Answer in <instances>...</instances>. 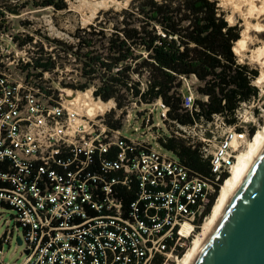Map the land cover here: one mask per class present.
Masks as SVG:
<instances>
[{
	"label": "built area",
	"instance_id": "obj_1",
	"mask_svg": "<svg viewBox=\"0 0 264 264\" xmlns=\"http://www.w3.org/2000/svg\"><path fill=\"white\" fill-rule=\"evenodd\" d=\"M27 35L0 37V264H10L3 251L15 232L25 249L13 264H179L262 127L264 83L253 82L258 96L241 104L235 123L214 115L174 131L162 99L141 101L138 75L142 93L122 91L119 107L96 94L101 79L88 82L76 49ZM48 59L53 68L36 66ZM179 80L182 107L193 111L200 82ZM173 136L201 147L211 177L163 146Z\"/></svg>",
	"mask_w": 264,
	"mask_h": 264
},
{
	"label": "trees",
	"instance_id": "obj_2",
	"mask_svg": "<svg viewBox=\"0 0 264 264\" xmlns=\"http://www.w3.org/2000/svg\"><path fill=\"white\" fill-rule=\"evenodd\" d=\"M29 5L55 11L67 9L65 0H27L23 4L0 0V37L8 30L7 14L19 13ZM102 15H113L106 23L112 28L100 24L78 29L73 36L76 47L59 40L55 43L68 51L76 49L88 82L101 79L96 94L103 100L116 99L120 107L122 91L132 89L136 97L140 96L141 84L132 80L138 75L146 79L141 101L152 103L162 99L170 108L169 127L177 131L178 125L189 126L200 120L209 122L214 115H222L229 123H235L241 104L258 96L253 82L259 77V71L239 62L234 45L241 38V28L228 23L219 8V0H132L120 12L111 9L101 13L98 22ZM24 25L30 27V24ZM27 41L33 38L28 37ZM36 66L48 70L54 63L48 59L47 63L37 62ZM181 76H195L200 82L197 88L200 98L193 111H185L178 96ZM162 144L194 174L211 177L210 158L205 157L200 146L193 148L175 136L167 137ZM225 178L227 182L229 174ZM129 197L132 202L135 193ZM218 197L213 198L205 216L211 214Z\"/></svg>",
	"mask_w": 264,
	"mask_h": 264
},
{
	"label": "rangeland",
	"instance_id": "obj_3",
	"mask_svg": "<svg viewBox=\"0 0 264 264\" xmlns=\"http://www.w3.org/2000/svg\"><path fill=\"white\" fill-rule=\"evenodd\" d=\"M16 4H23L27 0H13ZM67 3V9L63 11H55L52 8H34L31 5L14 13H8L6 16L8 30L12 32V34H17L22 31H26L28 33L27 36H33V39H37L38 44L46 45V47H50L49 42H55V40L62 41L70 46L76 47V39L73 37L78 29H88L90 26H101L102 27H110L112 25H106L108 19H113V15L103 16L101 17V21L98 22V16L102 13H105L111 9L115 12H120L121 10L128 8L130 2L132 0H113L109 2L107 5H100L104 0H65ZM106 1V0H105ZM28 4V3H26ZM25 4V5H26ZM219 8L225 14L226 20L231 26L238 25L241 28V33L245 28V21L234 11L232 4H226L224 1L219 0ZM24 24H27L30 27H25ZM252 40L249 42L247 50L241 55L236 54L238 56L239 62L241 64H247L251 68L258 70L259 74L261 73V66L251 60L252 51L256 48L264 45V33L252 31L251 33ZM254 39V40H253ZM70 52V51H69ZM68 52V53H69ZM73 62L67 63V67L69 69H73ZM140 79V83H145L146 79ZM264 100V97L263 99ZM262 127H264V119L262 121ZM261 127V128H262ZM260 128V129H261ZM257 133H255L256 135ZM254 135V136H255ZM254 139V137H253ZM252 140L249 141L247 146L252 144ZM246 148L241 152L238 156L236 164H238L239 158L246 153ZM232 178V174L230 179ZM229 179V180H230ZM228 180V181H229ZM9 214L10 212L4 211ZM7 219V215L0 220V240L6 231V227L4 226V220ZM17 232L14 233L13 241L9 246L6 244L4 246V255L5 262L13 264L15 262L20 263L24 257L21 256L24 251V247H16L17 240Z\"/></svg>",
	"mask_w": 264,
	"mask_h": 264
},
{
	"label": "water",
	"instance_id": "obj_4",
	"mask_svg": "<svg viewBox=\"0 0 264 264\" xmlns=\"http://www.w3.org/2000/svg\"><path fill=\"white\" fill-rule=\"evenodd\" d=\"M195 264H264V150Z\"/></svg>",
	"mask_w": 264,
	"mask_h": 264
},
{
	"label": "bare ground",
	"instance_id": "obj_5",
	"mask_svg": "<svg viewBox=\"0 0 264 264\" xmlns=\"http://www.w3.org/2000/svg\"><path fill=\"white\" fill-rule=\"evenodd\" d=\"M113 0H104L100 5H107ZM226 4H232L234 11L244 19L245 28L241 33V38L234 45V52L241 55L244 53L252 40V31L264 33V0H222ZM114 2V1H113ZM254 40V39H253ZM251 60L261 66V73L257 78L259 84L264 83V45L252 51ZM253 139V138H252ZM251 139V140H252ZM264 150V127L254 136L252 144L247 146L246 153L239 158L238 164L232 169V178L225 181L213 210L205 223L193 245L186 253L179 264H195L203 248L207 244L211 235L215 231L225 210L229 206L235 193L239 190L248 173L256 163L260 154ZM231 177V175H230Z\"/></svg>",
	"mask_w": 264,
	"mask_h": 264
}]
</instances>
